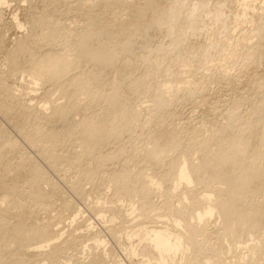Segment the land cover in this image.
<instances>
[{
    "label": "bare ground",
    "instance_id": "obj_1",
    "mask_svg": "<svg viewBox=\"0 0 264 264\" xmlns=\"http://www.w3.org/2000/svg\"><path fill=\"white\" fill-rule=\"evenodd\" d=\"M12 1L0 0V55H3L0 89L7 93L11 91L12 84H1L4 79L13 81L22 93H25L26 83L38 86L52 80L63 90L70 91L64 98L75 105L81 101L76 97L77 93L96 89V81L105 85L109 82L105 89L110 101L114 100L113 106L104 105L97 118L87 116L81 120L80 133L85 148L75 150L65 158L72 165L94 164L100 158L108 160L105 150H100L89 160L90 149L96 144H109L108 141L117 145L115 155H121L133 138L126 136V131L118 132L120 122L129 118L130 123L138 122L137 119L147 117L145 124L138 127L152 132L150 147L137 160L151 172L135 170V166L126 162L117 166L116 173L99 177L97 188L116 176L111 190L102 189V198L91 203L82 202L86 212L91 214L86 220H83L82 208L73 209L70 201L60 199L64 188L58 181L51 183L47 191L30 186L18 192L8 190L6 180L0 181V195L6 198L2 199L6 208L0 203V264H109V252L105 247L111 238L125 253V264H196L198 261V264H245L244 257L228 263L225 253L223 256L222 253L215 254L213 261L209 257L204 261L200 259L207 254V249L221 250L219 246L214 247L215 241H219L217 234L213 236L214 240L208 238L212 234L210 229L216 228V215L222 219L225 231L231 225L232 235L243 228L247 220L246 210L237 214L236 205L249 206L255 217L262 215L264 220V199L246 200L250 190L257 187L261 190L264 186V74L260 81L255 78L250 83V86L259 87L255 91L261 96L258 102L231 96L226 100L217 98L209 100L205 119L180 121L177 116L182 113L181 104L194 103L196 108L206 102L208 98L203 96L210 87L205 85L206 82L212 87L220 83L227 86L233 77L222 67L221 61L240 60L236 56V39L248 35L257 37V41L246 45L242 53L251 62L264 65V59L259 56L264 48V0H223L222 6L215 9L209 6L211 0H68V3H76L64 2V11L76 13V16L71 20L64 17L50 21L49 28L53 38L59 37L56 40L61 49L42 65L30 58L32 37L30 32L25 34V30L31 28L27 23L33 17L26 14L24 2L33 3L32 0L18 3L7 22L17 36V47L11 48L6 41L3 16L6 10L13 8ZM228 7L233 13L232 18H228ZM20 12H24L25 17H20ZM206 19L214 29V39L208 43L199 40L205 33L201 20ZM229 25L234 29L230 35L233 42L229 48L228 44L220 47V51L218 43L226 32L228 34ZM244 25L245 29L242 28ZM210 59L219 63L210 65ZM84 60L87 70L76 71L66 80L56 79ZM8 62L10 68L5 72L3 65ZM205 68L210 71L206 72ZM198 71L207 79L203 80L205 86L194 77ZM22 72L27 74L20 76ZM17 75L20 77L13 80ZM114 94H119L120 98L116 100ZM143 98L150 104L144 105ZM179 99L182 101L170 108L172 102ZM97 100L95 96L86 98L92 104ZM58 104L50 105V100H44L42 106L21 103L10 121L16 131L31 132L34 137H42L52 129L50 150L54 152L71 130L69 128L65 133L48 123L54 113L59 118L62 116L65 107ZM45 105L51 109L48 115H45L48 109L44 111ZM253 113L261 115L254 120ZM39 118L46 122L39 125L36 122ZM122 140L126 146L120 143ZM182 143L201 148L202 158L194 162L185 157L175 172L176 158L170 157L169 152L179 155L177 151ZM23 164L19 162L17 168ZM36 171L39 180L43 174L41 170ZM239 173H247L248 178H239ZM204 179L222 184L214 186L211 193L196 195V184H201ZM166 183L171 185L167 190L168 197L179 200L170 204V199L158 213L151 214L157 205L155 198L163 196ZM68 184L70 190L77 185L71 174ZM109 197L115 199L114 204L109 205ZM125 201L131 202L129 208ZM53 211L56 213L52 214ZM95 215L99 217L95 219ZM116 217H119L118 222ZM87 221L91 223L85 225ZM200 236L203 238L198 239ZM89 240L95 241L87 244ZM240 244L242 246L246 241ZM247 247L264 252V235L256 244ZM82 251H88L89 258L80 256Z\"/></svg>",
    "mask_w": 264,
    "mask_h": 264
},
{
    "label": "rangeland",
    "instance_id": "obj_2",
    "mask_svg": "<svg viewBox=\"0 0 264 264\" xmlns=\"http://www.w3.org/2000/svg\"><path fill=\"white\" fill-rule=\"evenodd\" d=\"M14 1V2H13ZM11 4H13V8L6 10L4 13L3 21H6V24L3 26L4 33L6 35V41L10 44L9 46L11 48H16V39L17 36L15 33L11 30V27L7 24L9 22L10 18L12 17V12L15 9V6H17L18 3L23 1L21 0H13ZM33 3L30 2H24L27 6L26 14H29L33 17L29 23H27V26L30 25L31 28L25 30V34L29 33L31 34L32 41L30 43V48L33 52H30V58L39 61V63L42 65L43 62H46L48 58L52 57L55 51H59L61 48L59 47L60 42H58L56 39L53 38L52 30L49 28V23L52 20L56 19H62L64 17H70L69 19L75 18L76 13H69L64 11L63 3H68V0H32ZM74 1V0H69ZM75 2H71L68 4H75ZM223 4V0H211L209 3V6L211 9H215L218 7H221ZM228 18H232L233 13L231 9L228 7ZM16 12V11H15ZM25 17L24 12H20V17ZM42 21H39V20ZM21 21H24L21 19ZM3 22V23H4ZM201 25L204 27V35H202L199 40H203L205 43H208L214 39V29L209 26V22L206 20H201ZM83 26V25H81ZM232 26L229 25L228 34L227 32L224 34V36L221 37L219 43H218V49L221 51L220 47L225 46L228 44V48L230 44L233 42L230 35L234 33V29L231 28ZM242 28H246V25L242 26ZM24 32V30H23ZM244 32V31H243ZM57 33H60V31H57ZM235 35L237 33L235 32ZM37 40V41H35ZM35 41V42H34ZM257 41V37H254L253 35H248L242 38L236 39L237 47H238V53L237 57L240 58L239 61H229L228 59L222 60V67H225L224 69L228 72H230L231 76L233 77L228 81V84H215L210 85L206 78L202 76V72L198 71L195 74V78L200 80L199 83H201L202 86H208L207 92H205L204 96L206 99V102H201L200 105H197L198 109L195 108L194 103L189 105H180V110L182 113L177 116L178 120H195V119H205L208 117L207 110L209 109L210 101L214 99H220V100H226L229 96L238 98V100H248L250 102H258L261 98L260 94H257L255 91L258 89V86H250V83L254 81L255 78H258L260 81V77L262 74H264V65L260 63H253L247 58L246 54H243V49L246 45L252 44ZM47 53V54H46ZM63 53V52H60ZM259 56H262V59H264V48H261ZM3 58V55H0V62ZM210 62V63H209ZM206 63V65L209 63L211 64H218L219 61L216 59H210V61ZM205 66V65H204ZM4 69L7 72L10 68V63L3 65ZM208 68V66H207ZM205 68L206 72H209L210 70ZM82 70H87V67L85 66V60L78 64V66H73L66 70L65 72L61 73L58 77H56L57 80H63L67 79L69 76H71L76 71L81 72ZM3 68L0 66V74H2ZM26 72H22L21 75H26ZM20 76H14L13 80L15 78H19ZM258 76V77H257ZM203 77V78H202ZM5 78V77H4ZM28 78V77H27ZM179 78V77H174ZM23 80V77H22ZM204 80V81H203ZM205 83V85H204ZM208 83V84H207ZM1 84H12L11 85V91L10 92H4L2 89H0V181L6 180L8 182V185L6 188L10 191H20L23 190L26 187H37L43 188L44 190L50 189L51 183L58 181L59 184H61V187L64 188L62 195L60 199L70 201L72 203L73 209H83L84 212V218L83 220H86L91 216L89 212H86L85 208L82 206V202L86 201V203H91L92 201H96L98 198H102L103 195L100 194L102 189L105 188L104 191H108L112 189V180L115 175L111 177L110 180H105L101 188H97L96 183L98 181L99 177H104L106 175H110V173H116L117 172V166L119 164H125L126 162L130 164L131 166H135V170L142 169L143 173L146 171L147 173H150L151 170L145 169L143 166L145 165L143 162H138V157L141 156L146 152V149L150 147V140L152 136V132L150 131H143L139 125H144L146 119H137L140 120L138 122H131L130 118L128 120H125V122H120L119 127L117 128L118 132L124 133L129 138H133V140L130 142V144H126L124 140H122L120 143L123 146H126V149H123L121 152V155H115L117 145H113L108 141L109 144H96L90 149V156L89 160H91L92 157H94L96 154L99 153L100 150H105L109 156L108 160H104L102 158L99 159V161L94 164L92 163H78L76 165H72L71 163L66 160L65 156L67 154H71L73 151H83L85 148V141L81 139V133L82 130L81 125L83 121L82 119H85L87 116H95L97 118V115L100 113V109L105 105L108 108H111L113 106L112 101H110V96L107 97V92L105 88H108L107 85H109V82L107 85L102 84L100 81H96L97 88L92 89L90 88L91 92H86L88 90H84L80 93H77V96L81 101L79 104L73 105L70 103V100L67 98H64L65 95H68L70 91L63 90L62 87L56 85L52 80L48 82H42V84H39L38 86L32 83H26L25 88H23V91L25 93H22V90L20 88H17L15 83L13 81L3 80ZM29 87H26V86ZM219 85V86H218ZM222 85V86H221ZM223 85L225 87H223ZM220 87V88H219ZM37 89L36 91H33L34 89ZM25 89V90H24ZM60 89V90H56ZM55 90V91H54ZM54 91V92H53ZM244 91H247L246 94H243ZM240 93V94H239ZM14 94V96H13ZM37 95V96H33ZM39 95V97H38ZM90 96H95L98 98L97 102L92 104L89 101H86V98ZM215 96V97H214ZM37 99H32L36 98ZM116 98H120L119 94H114L113 96ZM214 97V98H213ZM42 98V99H41ZM217 99V100H218ZM229 99V98H228ZM45 101L50 100V105H53V103L60 105H63L65 107L62 116L59 118V116H56L55 113L53 114V117L48 121V123L54 124V127L57 129V127L62 130L63 132H67L69 128H71L69 134L63 138V140L58 143L57 149L52 152L50 150V145L53 142V132L52 129H48L47 132L42 137H34L31 132H18L16 131L15 127L13 126V122L10 121L12 116L17 112L19 109L21 103L27 102L31 103L33 105H39L42 106V103ZM142 102L145 101L144 105H149V100H146L143 98L141 100ZM182 100L179 99L176 102H172V105L170 108H173L176 103H180ZM208 101V102H207ZM208 104V105H207ZM59 105V104H58ZM89 105H92V109H89ZM258 105V104H257ZM184 106V107H183ZM189 106V107H188ZM192 106V107H191ZM48 107L47 111L46 108ZM189 108V109H188ZM194 108V111H192ZM45 115L50 114L51 109L49 105H45ZM192 111V112H191ZM30 112V111H28ZM167 112V110H166ZM110 113L107 115L109 116ZM261 114L260 113H253L251 114L252 118L256 120ZM44 116V115H43ZM42 116V117H43ZM250 118V114H248ZM40 121H36L39 125L40 123L46 122V119L39 118ZM142 120V121H141ZM227 124V123H224ZM125 138V137H124ZM134 149H137L133 151ZM178 153L177 154H171L172 152H169V156L173 159L176 158L173 168L174 171H177V167L181 162L184 160L185 157L188 159L193 160L194 162H199L202 158V150L201 148H197L194 146H186L185 143H182L178 147ZM129 152H127V151ZM262 150L264 151V145L262 146ZM50 155H55L54 157H50ZM24 163L23 165H20V168H17L18 163ZM76 162V161H74ZM218 163L215 164L217 166ZM93 169H97L96 172H94ZM41 170V173L43 176L39 178V180L36 179L37 177V171ZM71 177H73L77 181V185L74 187V189L68 188V180ZM161 176V175H159ZM239 178H248L247 173H239ZM162 182V180H160ZM259 182V180L257 181ZM68 184V185H66ZM217 184H222L221 181H212V180H206L201 184H196V188L198 192L196 195H201L199 192L211 193L214 186H218ZM67 187V188H66ZM169 187L171 185L169 183L165 184L164 188V194L162 197H156L155 200L157 201V205L153 207L151 214H156L159 212L160 207H164L163 205L167 203L168 200L172 199L170 201L171 203L178 202L179 198L177 197H168V191ZM193 187V185H192ZM195 187V186H194ZM66 188V190H65ZM195 189V188H194ZM73 190V191H72ZM65 191V192H64ZM68 191V192H66ZM181 198V197H180ZM2 199L6 198L3 195H0V203L2 204L3 208H6L5 206V200L4 202ZM264 199V186L259 190H250L249 196L246 197L247 201H262ZM109 205L114 204L115 199L112 197L108 198ZM123 201V200H122ZM61 200H58V203H60ZM125 205L127 208L130 207L131 202L125 201ZM246 210L247 212V220L244 222L243 228H241L239 231H236L233 235V231L231 228V225L228 226V229L225 231L221 225L222 219L217 218L218 215H216V228L210 229L211 236L208 237L210 240H214V235L217 234V239L219 241H215V245L219 246V249H207V254H203L204 257H201L200 261H204V259H207L208 257L211 258L210 260H215V254H220L223 256V253H225V260L228 257V263H233L234 260L241 259V257L245 258V264H263L264 263V252H258L255 249H249L247 247L251 244H256L259 239L263 238L264 235V220H262L260 215L259 217H255L254 213L251 212L249 209V206H241L236 205L234 210L237 212V214L241 213L243 210ZM161 210H164V208H161ZM56 212L53 211L52 214H55ZM66 214V213H65ZM170 217V213H168ZM96 216V215H95ZM80 217V216H79ZM99 217L98 215L95 217V219ZM47 218V217H46ZM82 220V219H81ZM116 222L119 221V217H116ZM91 221H87L85 225H89ZM84 226V225H83ZM67 229H65L66 231ZM64 231V232H65ZM82 231V230H81ZM228 234V236H227ZM203 236H200L198 239H202ZM95 240H89L87 244L93 243ZM246 241V244H243L241 246L240 242ZM247 247V248H245ZM108 249L109 252L108 258L110 260L109 264H122L126 263V256L123 251L118 249V244L116 243L114 238L108 239V244L105 247ZM76 253V252H75ZM88 251H82L80 256L83 258H89L87 255ZM140 259V257H139ZM137 261V260H136ZM199 262V261H198ZM196 262V264H198Z\"/></svg>",
    "mask_w": 264,
    "mask_h": 264
}]
</instances>
